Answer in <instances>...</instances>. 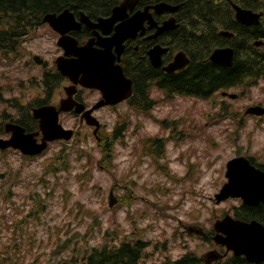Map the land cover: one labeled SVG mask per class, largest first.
<instances>
[{"label":"rangeland","instance_id":"1","mask_svg":"<svg viewBox=\"0 0 264 264\" xmlns=\"http://www.w3.org/2000/svg\"><path fill=\"white\" fill-rule=\"evenodd\" d=\"M228 91L242 94L237 99H225L220 92L208 99H168L153 88L150 96L156 104L148 112L128 105L101 112L106 135L119 126L110 171L106 163H99L103 137L95 136L85 120H75L81 135L54 143L41 155L0 151V174L9 177L11 172L6 186L17 205H23L21 213H11L18 218L28 214L34 204L31 194L41 196L46 205L39 219L29 217L24 223L17 236L20 248L15 250L16 239L6 240L4 235L0 251L14 250L21 264H31L38 258L47 261L52 249L77 231L85 235L77 239L83 249L101 246L106 232L115 231L116 244L131 236L149 242L145 260L150 264L176 259L189 250L203 258L221 253L212 239L195 232L209 234L241 204L237 198L216 200L227 182V162L250 156L264 165V119L245 114L249 106H264V79ZM165 120L168 125L162 123ZM73 121L64 119L68 126ZM154 137L163 139L159 154L145 144ZM3 209L0 201V216ZM191 227L196 231L190 233ZM72 254L69 250L55 261L70 264Z\"/></svg>","mask_w":264,"mask_h":264},{"label":"trees","instance_id":"2","mask_svg":"<svg viewBox=\"0 0 264 264\" xmlns=\"http://www.w3.org/2000/svg\"><path fill=\"white\" fill-rule=\"evenodd\" d=\"M119 0H0V51L4 54L12 52L18 40L33 32V28L40 23V20L47 13L59 12L66 8L76 11L81 9L90 14H100L106 10L103 3L109 7ZM162 1V0H149ZM175 4L182 2V15L179 13L177 44L179 48L190 55V64L183 70L175 73H164L161 69H147L143 76L137 79L136 99L131 104L136 110L148 112L154 103L150 99V93L154 86L163 90L168 99L170 96L183 95L198 98H210L213 94L222 90H229L237 87H249L259 80L264 79V45L258 47L255 41H264V15L259 25L247 26L239 23L235 19V11L232 3H237L242 7L250 8L254 11H264V0H165ZM226 29L236 33L232 39H226L219 35V30ZM230 45L235 49L234 64L231 67H224L213 63L210 60L212 51L217 47ZM146 97H145V96ZM144 97V98H143ZM169 121H162L168 125ZM178 124V123H177ZM116 128L114 137H103L99 147L101 148V163H106L107 170L113 166V143L118 134ZM150 146L155 153L161 152L160 140L148 139ZM155 140V142L153 141ZM160 142V144H159ZM154 143V146H153ZM253 164L264 169L263 164H259L249 157ZM65 165L63 162H60ZM57 168H54V171ZM18 175V174H17ZM8 177V173H7ZM9 177L0 181V201L4 205L0 216V236L6 240L16 239L15 250L20 248L18 243V233L23 231L24 223L29 217L39 219L46 205L41 196L30 195L34 201L28 214H22L20 218L11 213V210L20 212L23 205L18 204L14 194L7 182ZM20 179V178H19ZM17 195V194H15ZM27 195L24 193V199ZM234 216L245 221L258 220L264 224V203L257 206L244 205L241 201L239 206L233 208ZM214 229L207 236L212 239ZM14 236V237H13ZM117 236L115 231H107L101 246L83 249L77 246L78 238H84L80 232L65 238L52 249L47 261L39 258L31 264H60L55 259L69 250L73 254L68 260L70 264H150L145 260V250L149 242L142 238L125 237L120 244L112 242ZM206 238V240H207ZM87 241V240H86ZM224 254V249L220 248ZM205 258L199 256L195 251L189 250L177 259L166 258L159 264H206ZM0 264H21L19 256L14 250L0 251ZM157 264V263H153ZM208 264H253L244 256L228 254L222 259H216ZM261 264H264L261 263Z\"/></svg>","mask_w":264,"mask_h":264},{"label":"flooded vegetation","instance_id":"3","mask_svg":"<svg viewBox=\"0 0 264 264\" xmlns=\"http://www.w3.org/2000/svg\"><path fill=\"white\" fill-rule=\"evenodd\" d=\"M121 2L122 0H119L112 4L109 9H107L108 4L103 3L106 10H102L100 14H90L81 9L73 11L75 20L62 32L57 31L49 22H43V17L40 23L33 28L31 34H26L18 40L12 52L4 54L0 51V138L9 139L12 135L10 128L16 125L22 127L26 133H36L38 141H41L43 135L40 119L35 117L34 110L42 107H50L49 111L54 116L57 115L59 123L74 131L75 138L81 135V132H78L80 125H75V120L83 122L82 113L77 114L76 112L79 104L85 107L84 111L91 110V115L98 120H100L101 112L102 114L111 112L123 105L131 107V101L136 99L137 79L143 76L147 69L151 67L156 69L149 55V51L156 46L167 48L163 54L164 65L170 63L175 54L180 51L186 53L190 64V55L177 44L178 29L181 25L178 15L179 13L182 15V2L174 4L180 5L175 13L160 14L153 8L159 1L139 0L133 10H128V16L134 15L138 10L149 8L150 17L145 20L143 28L137 32L135 37L123 41V51L118 53L121 45H111L110 38L114 35L120 21L114 24L109 22L101 24L100 19H108L113 9ZM62 11L57 13L60 14ZM170 18L176 19L177 27L161 33V26ZM61 38L68 42L72 41L79 54L83 47H87L88 51L101 54L102 60L104 59L103 66L121 69L125 82H131L132 91L129 97L118 103L99 105L108 100L102 91L84 86L80 82L82 75H79L77 82L64 75L59 67V60L62 57L68 58V55L60 43ZM69 56L79 58L78 54ZM239 97H241L240 94ZM253 116L258 120L264 119L261 116ZM66 117H72L74 120L70 126L64 122ZM101 124L99 136L113 138L115 129L106 135L104 133L106 124L104 122ZM89 128L93 133L95 126ZM62 142L66 141L56 140L49 145ZM9 151L19 152L13 148L6 150V152ZM204 236L206 237V234ZM208 261L207 257L206 262Z\"/></svg>","mask_w":264,"mask_h":264},{"label":"water","instance_id":"4","mask_svg":"<svg viewBox=\"0 0 264 264\" xmlns=\"http://www.w3.org/2000/svg\"><path fill=\"white\" fill-rule=\"evenodd\" d=\"M139 0H122L116 6L112 15L108 19H100V23L109 22L114 24L117 21L120 23L116 26L114 35L110 38L111 45L120 46L118 53L123 51V41L128 38L135 37L137 32L143 28V23L149 15V8L138 10L134 15L128 16V10H133ZM180 5H173L166 1L156 3L153 8L157 13H175ZM235 17L237 21L244 25H257L263 15L262 12H255L251 9L243 8L238 4L233 3ZM86 16L85 14H82ZM75 20L71 10L65 9L59 15L56 13L47 14L43 22H49L57 31L62 32L71 22ZM177 27L176 19L170 18L161 26V33L172 30ZM220 35L232 38L235 36L233 32L221 30ZM60 43L66 50L68 58L62 57L59 60V67L67 77L75 82L78 81L79 75H82L80 80L87 87L100 89L105 96L108 97L104 103H118L129 97L132 87L131 82H125V77L120 70L114 67L103 66L104 59L100 53L96 51H88L87 47H83L81 54L78 53L76 45L64 38L60 39ZM257 46L263 44L262 40L256 41ZM167 48L156 46L149 51L150 59L154 67L159 68L163 63V54ZM79 55L76 59L75 56ZM235 50L232 47H219L215 49L210 60L215 64L222 66H232L234 63ZM189 63V58L185 52L180 51L175 54L174 60L163 70L167 72H175L185 68ZM108 68V69H107ZM222 95H227L230 98H236L235 93L223 92ZM110 97V98H109ZM73 107V106H72ZM83 105L76 108L77 113H82ZM50 107H42L35 109L34 115L40 119V127L43 132L41 142H38L36 133H26L20 126L13 125L10 129L12 136L9 139L0 138V148L5 150L9 147L19 149L23 154L34 156L41 154L48 146L50 141L56 139L70 140L73 137V131L67 130L58 123L57 115L51 113ZM246 114L264 115V107L260 105L249 107ZM83 119L89 125H95V134L100 128V121L91 115V111H86L83 114ZM226 178L227 182L221 188L220 193L215 195L216 200L220 203L228 198H241L243 203L248 206H256L264 203V170L256 167L251 163L250 159L245 156L235 157L227 162ZM3 176V175H2ZM215 235L213 240L217 245L226 247V254L232 252L235 256H244L250 263L261 264L264 262V224L258 220L244 221L234 218L231 215H226L223 219L218 220L215 225ZM197 232V231H196ZM200 234V232H197ZM218 258V255H213Z\"/></svg>","mask_w":264,"mask_h":264}]
</instances>
